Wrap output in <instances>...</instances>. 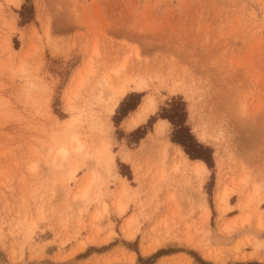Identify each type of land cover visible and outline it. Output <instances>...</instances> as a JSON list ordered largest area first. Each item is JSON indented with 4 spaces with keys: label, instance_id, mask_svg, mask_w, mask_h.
<instances>
[{
    "label": "rangeland",
    "instance_id": "1",
    "mask_svg": "<svg viewBox=\"0 0 264 264\" xmlns=\"http://www.w3.org/2000/svg\"><path fill=\"white\" fill-rule=\"evenodd\" d=\"M174 99L214 151L207 175L159 115ZM160 250L174 253L154 264H200L190 251L264 264V0H0V264H147Z\"/></svg>",
    "mask_w": 264,
    "mask_h": 264
},
{
    "label": "trees",
    "instance_id": "2",
    "mask_svg": "<svg viewBox=\"0 0 264 264\" xmlns=\"http://www.w3.org/2000/svg\"><path fill=\"white\" fill-rule=\"evenodd\" d=\"M29 2V1H28ZM33 7H28L26 5L23 6L21 13V18L24 19V23H28L32 20V16L30 13V16L26 17L25 13L28 11L32 12ZM142 97V94H130L129 97L126 98V100L121 104V107L127 106L128 110L127 112L134 111L137 106L140 103V98ZM135 98V100H134ZM163 119L169 120L175 127L174 133L172 135V142L180 145L183 149L186 155L191 160H201L206 163L209 169H213L214 164V158H213V149L209 146H205L204 144L200 143L195 135L192 133L191 128L186 125L187 122V111H186V104L182 99H174V101L171 104V107L169 109H164L162 114H159ZM124 116H121V119L117 120V115L114 117V120L116 123L118 121H122ZM156 117H151L148 121V126H150L152 123L156 121ZM147 134L145 127H139L137 130L131 133V136H137V140L140 141L145 137ZM129 179H132V174L129 172L128 174H124ZM213 178V176H212ZM211 207L213 212L214 206L212 200L210 201ZM174 252L170 250H160L153 256L149 257L148 259H143L139 255V262H146L147 264H154L155 261L162 256L172 254ZM190 254L195 258V260L200 264H212L204 261L201 256L194 252L190 251Z\"/></svg>",
    "mask_w": 264,
    "mask_h": 264
},
{
    "label": "bare ground",
    "instance_id": "3",
    "mask_svg": "<svg viewBox=\"0 0 264 264\" xmlns=\"http://www.w3.org/2000/svg\"><path fill=\"white\" fill-rule=\"evenodd\" d=\"M143 88H145L143 83H140V82L139 83H135L134 90L140 91ZM120 90H121V88H120ZM127 91H128V89L123 87V89L121 91H119V92L117 91L118 93L115 92L116 93L115 106L118 105V101H119L120 97L125 95ZM138 108L139 109L136 112V114H134V116H132L131 119H129L128 129H130V130L131 129H135L136 127L140 126L141 124H143L144 122L147 121V119L149 118L150 114L155 111L154 100L152 98H149L142 105H140V107H138ZM167 126H168V121L160 120L157 123V126H156L157 133L163 134L166 131ZM183 152L184 151H182L181 148H178V153L180 154V156H181V158L183 160V163L185 164V167H188V169H190V171L192 173H194L197 176H203V175H205L206 173L209 172V169H208L207 165L203 161L192 162L191 160H189V158L187 156H185V154ZM66 154L67 153H65V150H63L62 153L60 151V155L63 158H65ZM124 157H125V159H128V157H130V156H128V154L126 152ZM218 201H219V206H220V212L221 213H225L227 211L226 208L230 209V205L228 204V196H227V194L225 192H223L222 195L219 196ZM204 213H205V216L208 217V215L210 214V212L208 211V207H206ZM226 229H228V228H226Z\"/></svg>",
    "mask_w": 264,
    "mask_h": 264
},
{
    "label": "crops",
    "instance_id": "4",
    "mask_svg": "<svg viewBox=\"0 0 264 264\" xmlns=\"http://www.w3.org/2000/svg\"><path fill=\"white\" fill-rule=\"evenodd\" d=\"M130 115V114H129ZM125 121V120H124ZM192 162H195V161H192Z\"/></svg>",
    "mask_w": 264,
    "mask_h": 264
}]
</instances>
